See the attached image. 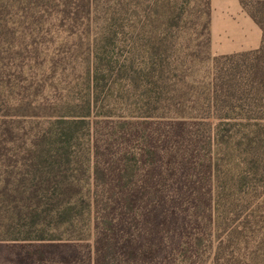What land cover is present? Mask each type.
Listing matches in <instances>:
<instances>
[{
	"label": "trees",
	"instance_id": "16d2710c",
	"mask_svg": "<svg viewBox=\"0 0 264 264\" xmlns=\"http://www.w3.org/2000/svg\"><path fill=\"white\" fill-rule=\"evenodd\" d=\"M239 4L258 46L210 54L209 0H0V242L84 238L96 126L156 119L119 164L151 200L146 253L173 257L190 211L189 264H264V0Z\"/></svg>",
	"mask_w": 264,
	"mask_h": 264
},
{
	"label": "rangeland",
	"instance_id": "374dc122",
	"mask_svg": "<svg viewBox=\"0 0 264 264\" xmlns=\"http://www.w3.org/2000/svg\"><path fill=\"white\" fill-rule=\"evenodd\" d=\"M230 41L231 37L226 34L219 37L221 44ZM138 122L128 127L107 126L104 122L96 126L97 132L105 133L94 147V158L98 155L99 167H103L104 172L99 169L91 180L95 206L90 218L81 222L82 227L88 228V234L67 243L0 242V264H156V255L146 253L156 246V217L146 218L143 214L151 200L145 194L138 202H128L124 189L133 178L124 174L119 165L120 157L126 152L139 151L157 140L159 120L140 119ZM143 132L149 136V141H145ZM144 174L141 168L134 180L143 182ZM188 212L178 246L172 250L173 257L164 264H189L187 250L191 238L207 231L204 215L197 212L193 218ZM110 243L115 245L114 253L108 252ZM207 251L206 248L203 251V264L208 258Z\"/></svg>",
	"mask_w": 264,
	"mask_h": 264
},
{
	"label": "crops",
	"instance_id": "0c3cea01",
	"mask_svg": "<svg viewBox=\"0 0 264 264\" xmlns=\"http://www.w3.org/2000/svg\"><path fill=\"white\" fill-rule=\"evenodd\" d=\"M209 50L212 54L256 48L260 29L245 13L239 0H209ZM228 35L230 43H219V37Z\"/></svg>",
	"mask_w": 264,
	"mask_h": 264
}]
</instances>
